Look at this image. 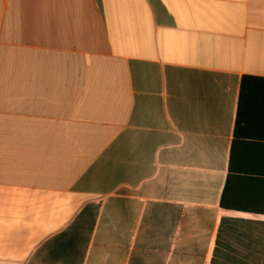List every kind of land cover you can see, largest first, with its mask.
Listing matches in <instances>:
<instances>
[{"label":"crops","instance_id":"crops-1","mask_svg":"<svg viewBox=\"0 0 264 264\" xmlns=\"http://www.w3.org/2000/svg\"><path fill=\"white\" fill-rule=\"evenodd\" d=\"M255 208L264 0H0V264H210Z\"/></svg>","mask_w":264,"mask_h":264},{"label":"rangeland","instance_id":"rangeland-1","mask_svg":"<svg viewBox=\"0 0 264 264\" xmlns=\"http://www.w3.org/2000/svg\"><path fill=\"white\" fill-rule=\"evenodd\" d=\"M235 216V215H234ZM226 219V218H223ZM229 219H242L253 223L264 219L251 216H239ZM255 229H257L255 231ZM221 242L222 258L218 264H261L264 252V227L242 223H232L224 228Z\"/></svg>","mask_w":264,"mask_h":264},{"label":"trees","instance_id":"trees-1","mask_svg":"<svg viewBox=\"0 0 264 264\" xmlns=\"http://www.w3.org/2000/svg\"><path fill=\"white\" fill-rule=\"evenodd\" d=\"M224 206L225 205L223 204V202L221 200V207L225 208ZM229 210H231V209H229ZM247 210H257L259 212H264V209L262 210L260 208L247 209ZM241 212H244V211H241ZM251 214L264 215V213H251ZM232 223H234V224L235 223H242V224H245L247 226H251V225H255L256 224V226L264 227V222L253 223L252 221H246V220H242V219H229V218L222 219L221 222H220V225H219L217 238H216V241H215V247H214V250H213V253H212V258H211L210 264H218L219 261H220V258H222V247H223V244L221 242L222 234L225 231L224 228L226 226H229ZM256 230L257 229H255V231ZM259 254L263 255V258H262V262L263 263H261V264H264V252L259 253Z\"/></svg>","mask_w":264,"mask_h":264}]
</instances>
